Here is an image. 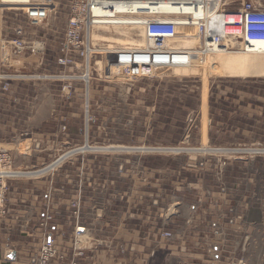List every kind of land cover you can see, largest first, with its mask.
Masks as SVG:
<instances>
[{
	"label": "rangeland",
	"instance_id": "obj_1",
	"mask_svg": "<svg viewBox=\"0 0 264 264\" xmlns=\"http://www.w3.org/2000/svg\"><path fill=\"white\" fill-rule=\"evenodd\" d=\"M40 1L0 8V148L17 172L0 226L26 189L47 192L35 180L49 179L55 194L83 197L85 211L115 218L153 216V200H171L173 230L193 216L205 243L213 230L220 235L222 262L264 264V152L244 151L264 149V52L210 55L194 66L89 32L85 60L82 47H63L74 0H53L45 19L31 21L25 9ZM181 147L190 150H167ZM73 149L81 150L29 175Z\"/></svg>",
	"mask_w": 264,
	"mask_h": 264
},
{
	"label": "crops",
	"instance_id": "obj_2",
	"mask_svg": "<svg viewBox=\"0 0 264 264\" xmlns=\"http://www.w3.org/2000/svg\"><path fill=\"white\" fill-rule=\"evenodd\" d=\"M244 0H226V9L240 6ZM264 8V0H247ZM234 7V8H233ZM42 184L47 192L38 195L26 189L15 207H7V217L0 226V264H32L43 236L40 225L45 212L52 220L47 230L55 238L60 253L71 258L76 256L78 264H225L219 258V238L216 230L210 233V243L204 242V233L195 227L191 216L185 226L173 230L171 224L179 215L172 212L171 200L159 206L157 199L154 215L143 218L139 213L125 212L112 217L105 208L85 211L83 197L55 194L53 180H35L32 185ZM51 189V190H50ZM74 204V205H73ZM12 207V208H11ZM85 213V214H84ZM86 214H91L88 217ZM87 218V219H86ZM194 223V226L191 225ZM78 226L84 227L79 236ZM164 232H170L165 237ZM209 241V240H208ZM229 262V261H228ZM227 262V263H228ZM226 263V264H227Z\"/></svg>",
	"mask_w": 264,
	"mask_h": 264
},
{
	"label": "built area",
	"instance_id": "obj_3",
	"mask_svg": "<svg viewBox=\"0 0 264 264\" xmlns=\"http://www.w3.org/2000/svg\"><path fill=\"white\" fill-rule=\"evenodd\" d=\"M132 1L143 3V6H138L132 12L138 19L131 23L144 27V36L147 40L145 49L147 50L142 51V53L147 55L165 53L169 54L171 59L199 66L203 58L205 60L218 49L249 52L253 47L252 44L256 42L264 43V8H259L247 0L242 1L240 6L234 10L219 11L224 5L221 1L217 5L218 16L208 21L202 14L186 21L159 17L162 7L176 4L179 0H125L127 3ZM40 2L25 9L26 16L31 21L36 22L45 19L48 14V4L50 5L53 0ZM183 2L189 1L183 0ZM122 3H124L123 0H74L71 4V17L63 47L69 50H80L82 47L81 55L87 60L89 53L86 47L85 34L89 33L93 26L123 23L120 20L121 13L112 7V4L121 5ZM193 7L195 8V6ZM98 9H103L104 11L100 14L94 13ZM136 13L138 14L136 15ZM144 16L146 18H143ZM180 24L194 27L199 46L189 52H187V49H182L180 52H168L170 50L168 43L177 36V27ZM16 34L17 39L14 43L17 48H20L22 45L20 39L22 30H17ZM225 41H231L235 45L225 44ZM261 52H264V48H262ZM65 61L63 60L64 63ZM12 173V160L9 151L0 148V215H4L6 212L4 199L7 181L10 178H14L11 175ZM51 220V214L45 212L40 222L43 228V236L32 264H78L75 257L82 255L81 250H78L69 259L58 251L55 238L47 230L48 223ZM84 230L82 226L76 227L75 235L79 236ZM163 235L170 237L171 233L164 232ZM227 264H247V262L243 259H237L229 261Z\"/></svg>",
	"mask_w": 264,
	"mask_h": 264
},
{
	"label": "bare ground",
	"instance_id": "obj_4",
	"mask_svg": "<svg viewBox=\"0 0 264 264\" xmlns=\"http://www.w3.org/2000/svg\"><path fill=\"white\" fill-rule=\"evenodd\" d=\"M30 1L31 0H0V8H1L2 2L3 3L4 2H16L19 4H23V3L28 4ZM188 1L189 2L185 3L183 2V0H179V2L176 4L167 5L165 7H162L159 17L163 19H177L179 21H186V20L192 19L194 16L202 14L204 17L207 18V21H208L211 18L213 19L218 16V14L214 12V10L217 4H219L222 0H188ZM123 2L124 3H122L121 5L112 4V7H114L115 10L121 13L120 20L123 23L93 26L90 31V36L92 37V40L103 38L102 41L104 40L107 41L108 39L109 40L112 39L113 41V40H119L120 38H125L126 40L132 42V44L134 43L136 44V46H138L134 48L135 51H141V52L146 51L147 49H145V45H147V40L145 39V36H144V27L142 25L131 23V22H134L136 19H138V17H135V15H133L132 12L138 6L140 5L143 6V3H141L140 1H132V2L127 3L125 2V0H123ZM137 2H139L140 4ZM193 6H195V8ZM103 11H104L103 9H98L94 11V13L100 14ZM137 14L138 13H136V15ZM145 16L143 18H146ZM99 32H101L102 34ZM194 33H195V30L193 26L180 24L177 27V36L174 39L170 40L168 43V48L170 49L168 50V52H180V50H182L183 47L191 48L193 46L194 48L195 47L197 48L199 44V40L197 39ZM225 44L232 45L233 42L225 41ZM252 45L253 47L251 50H249V52H242V51H237V50L230 51V50L221 48L217 52L212 54V56L223 58L226 54L238 53V52L243 55L263 54L261 52L262 48H264L263 42H256ZM175 46H181L182 48H178ZM84 76L86 77V75ZM85 77L83 79H85ZM114 149H123V148L119 147V148H114ZM173 150L174 151L176 150L189 151L190 149L181 147V148H174ZM231 151L232 150L227 149V150H224L223 152H231ZM244 151H247V152L249 151L251 153L264 152V149H247L246 148V150ZM233 152H237V151H233ZM31 172H34V171H30L29 174ZM15 173L17 172H13L12 175L14 176Z\"/></svg>",
	"mask_w": 264,
	"mask_h": 264
},
{
	"label": "water",
	"instance_id": "obj_5",
	"mask_svg": "<svg viewBox=\"0 0 264 264\" xmlns=\"http://www.w3.org/2000/svg\"><path fill=\"white\" fill-rule=\"evenodd\" d=\"M84 148H86V147H84ZM173 149H174V148H173ZM173 149H167V150L174 151ZM78 150H81V149H73V150H71L70 152H68V153H66V154H64V155H62V156H60L57 160H55L50 166L46 167L45 169H43V170H41V171H37V172H35V171H34V172H31L29 175H38V174H41V173H43V172L49 170L51 167L53 168L55 165H57L59 162H61L63 159H65L67 156H69V155L75 153V152L78 151ZM174 152H175V151H174ZM176 152H180V151H179V150H176ZM52 168H51V169H52Z\"/></svg>",
	"mask_w": 264,
	"mask_h": 264
}]
</instances>
